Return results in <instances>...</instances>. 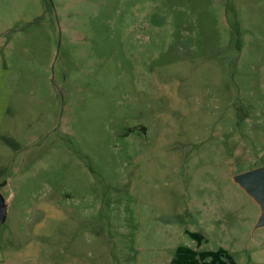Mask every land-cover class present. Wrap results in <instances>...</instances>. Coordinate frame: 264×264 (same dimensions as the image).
<instances>
[{"label":"rangeland","instance_id":"rangeland-1","mask_svg":"<svg viewBox=\"0 0 264 264\" xmlns=\"http://www.w3.org/2000/svg\"><path fill=\"white\" fill-rule=\"evenodd\" d=\"M0 112V264L264 243V0H0Z\"/></svg>","mask_w":264,"mask_h":264},{"label":"water","instance_id":"water-1","mask_svg":"<svg viewBox=\"0 0 264 264\" xmlns=\"http://www.w3.org/2000/svg\"><path fill=\"white\" fill-rule=\"evenodd\" d=\"M234 182L255 202L260 209V216L253 232L264 228V166L240 173ZM0 186V223L5 224L9 214V203Z\"/></svg>","mask_w":264,"mask_h":264},{"label":"crops","instance_id":"crops-1","mask_svg":"<svg viewBox=\"0 0 264 264\" xmlns=\"http://www.w3.org/2000/svg\"><path fill=\"white\" fill-rule=\"evenodd\" d=\"M263 244H252V248L247 255L237 259L220 250L202 252L193 249H182L178 254L176 264H264V250L261 248Z\"/></svg>","mask_w":264,"mask_h":264}]
</instances>
